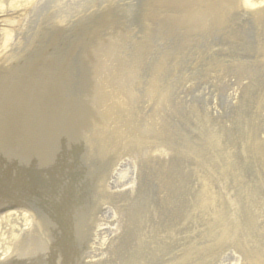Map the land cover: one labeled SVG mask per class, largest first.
I'll return each mask as SVG.
<instances>
[{"label": "rangeland", "instance_id": "374dc122", "mask_svg": "<svg viewBox=\"0 0 264 264\" xmlns=\"http://www.w3.org/2000/svg\"><path fill=\"white\" fill-rule=\"evenodd\" d=\"M141 1L27 0V13L4 47L0 32V51L11 49L4 66L13 86L17 76L30 75L31 67L33 82L45 83L41 103L31 100L20 118L31 128L26 131L31 137L22 135L8 153L20 166L13 168L15 181L32 188L30 194L23 192L29 229L21 228L12 239L21 243L32 238L38 244L35 255L19 251L31 255L27 264L35 258L40 264H172L186 248L207 245L212 237L219 242L209 245L223 248L220 264H247L237 248L264 262V170L260 155L249 147L254 144L250 138L258 142L261 136L258 100L252 93L264 90V74L255 73L252 89L253 77L245 67L258 62L264 38L251 15L235 12L228 13L226 25L206 31L153 21L149 35L138 36L147 24L139 17ZM101 7L108 10L99 16ZM101 20L110 24L92 35ZM106 38L113 45L102 58L111 62L93 77L85 55L88 60ZM112 62L119 64L115 72L120 77L114 76L120 84L105 72ZM106 75L109 85L120 86L126 106L116 108L122 107L123 115L117 116L120 109L117 117L100 113L94 78L102 81ZM149 86L164 90L166 100L148 97L144 91ZM156 103L162 108L160 119L153 121L151 110L160 107ZM86 110L90 115L81 118ZM99 116L97 124L108 118L102 131L116 134V120L122 131L158 126L161 133L150 138L178 153L155 158L156 165L147 167L121 157L127 165L120 184L126 185L112 189L103 184L102 191L98 183L108 178L112 164L123 161L104 154V143L93 137L87 119ZM120 135L123 143L127 138ZM98 224L110 240L91 262V246L98 242L91 236ZM9 230L0 226V251L11 244Z\"/></svg>", "mask_w": 264, "mask_h": 264}, {"label": "bare ground", "instance_id": "6f19581e", "mask_svg": "<svg viewBox=\"0 0 264 264\" xmlns=\"http://www.w3.org/2000/svg\"><path fill=\"white\" fill-rule=\"evenodd\" d=\"M26 1L27 0H0V28L2 29H0V32L3 31L2 34L4 35L3 47L8 44L7 41L9 40L11 34L13 32H16V30L18 29L20 16L22 15V13H27V6L29 5ZM101 8L104 11H100L99 16L107 13L108 10L106 7ZM138 10H140L139 17L141 18V22L147 21L145 27L142 26L137 31L136 34L138 36L142 35L144 37V34H146V32L147 35H149V28L151 27L150 22L153 23V21L163 22L164 24L177 23L179 27L187 30H195L201 28L202 31H206L207 27L218 28V26L226 25L228 21V13L235 12L238 14H243V16L251 15L253 18L252 20L255 22L259 29L258 32L264 38V0H142L141 9L139 8ZM109 24V22L106 23V21L101 20L97 23V28L92 35H96L98 33V28H104ZM118 35H120V33H118ZM117 37L118 36L116 34V38ZM263 42L264 40H262V43ZM262 43L257 49V54L261 53L259 56L257 55L256 57V60H258V62H252L245 66L247 69V76L253 77L250 79L252 82V89L255 87V80L257 79L255 78L257 76L255 73L264 74V46H262ZM108 45H113V39L106 38L103 43H101L98 51H94L93 53L89 52L90 57L88 58V60L87 56L85 55L86 64L89 67H93V77L94 73L95 77H99L98 72L102 74L101 71L104 69V65L111 62L107 58V60L102 58L105 52L110 50V48H108ZM10 51L11 49L9 50V52H7L6 50L0 51V153H2L0 154V226L6 224V227L10 228L9 236L10 240L12 241L11 244H8L7 248L0 251V264H27V258L31 255L28 253H24V251L33 253V255H35V253H37L38 244H33V242L35 241H32V238H27V241H22L21 243H16L15 239L13 241L12 238L14 236L13 234L20 231L21 228H25L26 226L25 231L29 229V227L27 228V222H25V216L27 214L23 210V195L24 193L25 195H27L26 193H29L32 188L26 181L23 183L21 182V184L18 179L15 181L16 176H14L15 174L12 172L13 168L18 167L19 165L13 163L12 160L8 159V153L10 149L12 150L13 146H15V143H17L18 141L22 142V135L26 136L28 134V136L31 137V134L26 132L27 129L31 128L26 127L25 122L23 120L20 121V118L21 116L24 117L26 113L24 112V109L29 108L28 104H31V100L34 103H41L43 97L40 98V90L45 85V83L44 79H42V83L39 81L33 82L34 70L31 67L30 75H26L25 71L20 76H17L15 80V86H13V82L10 80V74L7 71V68L4 66L5 62L9 58L8 56L11 55ZM98 58L99 61L95 62V60ZM112 65L113 66L109 67L108 70H106L105 72L108 76H111L115 80L118 79L117 84H120V78H115L114 76H119V71L115 72L119 68V64H114L112 62ZM127 72L129 73V69H127ZM107 75L102 81H98V78H94L95 85L98 88V94L95 97L96 101H98L102 105L100 113L103 116L117 117L125 113L122 107L126 106V103L122 100L124 98L119 96L121 91L120 86L116 85L113 87L112 85H109ZM91 81L93 82V78L91 79ZM88 83L89 79L86 80V85ZM92 84L94 85V82ZM144 92L145 94H147L148 97L155 94L159 97L161 101L166 100V96L164 94L166 92L164 90L158 91L154 86H149L148 89H146V91ZM252 94L255 95L258 100L256 105L257 111L260 113L258 118L262 131L260 134V138H258V142H256L255 139L250 138L254 142V144H249V147L250 149H252V153L254 150V153L260 155L259 164L264 170V113L262 114V112H264V90H258V96L255 93ZM24 97L27 98L25 99V101ZM14 105L17 107H14ZM156 105L160 106V104L157 103ZM117 106L122 107L119 108L120 111L117 112L118 115L115 116L116 111L119 110L118 108H116ZM161 108L162 107L160 106L159 109L155 108L154 111L151 110V113L153 115V121H157L158 117L160 116ZM83 113L84 115L81 118H87L90 115L89 110H86ZM19 114L20 116H18ZM152 115L150 114V120L152 119ZM68 120L70 124L77 123L76 119H74V121L73 119ZM87 120L86 121L90 124L91 128L93 129V137L95 136L94 138H99V143H104L101 151L104 154L109 155V157L111 155L113 156V158H116L113 161L119 160L120 162H122L123 159H121V157H129L134 159L133 162L140 163L144 167H147L149 165H156L154 163L155 158L163 159L164 157H166L167 159H171L170 157L174 156L175 153H178L176 150L171 151V147H169L168 145H163L160 141H154L150 138L149 135L151 133H161V130L158 128V126L156 128H154V126L149 127V131L147 130V128L137 130L139 126L130 128L129 131H122L119 128L121 122L119 120H116V128L118 132L120 131L116 134L112 130L102 131L101 128L106 124L108 118L106 120L104 119L103 122L100 124H97L98 121L102 120L100 116L97 118L89 117ZM74 131L77 130L74 129ZM120 134H123L124 138H127L123 143V139L120 138ZM67 135L69 138V132L67 133ZM129 135L131 136L127 137ZM71 140H73V138H71ZM21 147H23V145ZM122 147H124V149H122ZM105 148H110L112 152H109ZM15 150L19 152L16 148ZM45 151L46 150L42 149L40 153H44L49 156V154H47ZM35 155L37 154H34V156ZM106 155H104L103 157L106 158ZM112 165L113 166L112 168L110 167V172L107 176L108 178L98 183L99 189L102 191H106L103 184H110L112 189H116V185L120 187L126 185L125 182L128 177H125V184H120V182L121 179L125 176L121 175L122 167L124 165H127V163H124L123 161L121 164L115 163ZM160 167L161 165L158 164V166L154 167V169ZM155 174L159 175L158 173ZM112 179L115 180L113 181ZM11 183L13 185H11ZM16 185L19 187H17V189H14L16 190L14 192L10 188L16 187ZM119 206L122 207L123 204H120ZM117 210H120V207L119 209L117 208ZM155 212H159V210H156ZM105 230L106 229L103 227V225L98 224L92 232V241H94L95 238L98 240V242L93 247L91 246L92 257L89 258L91 259V262H94L93 258L97 255L96 253L99 254L102 249V246H104L105 243L110 240L107 239L109 236H104L102 234ZM218 242V239L212 237L211 241L209 239L207 245L205 243L204 245L197 248L195 246H189V248L185 247L186 251H182L180 255L178 257H175V259H172L171 262L172 264H220L222 263L221 254L223 251L221 250H223V248L213 249V247L209 245L212 243V245L215 246ZM43 244H45V241ZM23 248H25V250L19 253V251ZM237 250L240 253H243L244 257L247 258V264H264V262L258 255L256 257L254 254H249L242 248H237ZM9 251L10 255L7 256ZM229 255L233 256L232 253H230ZM41 258L44 261L48 262L46 258H49V256L43 255V257ZM234 258L236 259L237 256L234 255ZM33 262L34 264L41 263L39 261H36V258L33 260Z\"/></svg>", "mask_w": 264, "mask_h": 264}]
</instances>
